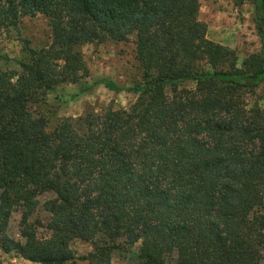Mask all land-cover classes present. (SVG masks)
I'll use <instances>...</instances> for the list:
<instances>
[{"label":"trees","instance_id":"obj_1","mask_svg":"<svg viewBox=\"0 0 264 264\" xmlns=\"http://www.w3.org/2000/svg\"><path fill=\"white\" fill-rule=\"evenodd\" d=\"M250 1L261 50L238 65L207 36L201 0H0V28L49 18L50 44L24 40L20 71H0V242L41 264H69L91 242V264L141 243L129 264H264V116L248 97L264 86V0ZM136 36L141 82L128 108L60 118L41 107L88 68L81 46ZM0 60H6L0 54ZM193 82L194 87H185ZM56 196L46 228L39 196ZM21 202L22 240L8 233Z\"/></svg>","mask_w":264,"mask_h":264},{"label":"rangeland","instance_id":"obj_2","mask_svg":"<svg viewBox=\"0 0 264 264\" xmlns=\"http://www.w3.org/2000/svg\"><path fill=\"white\" fill-rule=\"evenodd\" d=\"M199 19L207 25L209 39L234 50L238 65L261 50V42L254 23V6L250 1L235 2L233 0H201ZM28 39L31 47L40 49L50 44L52 31L49 18L42 13L20 18L17 27L0 28V54L6 60H0V71H20L16 62L25 54L24 40ZM88 73L77 83H66L58 86L46 97L41 107L48 118L50 126L60 118H79L87 113L99 114L109 104L116 108H128L137 95L127 90L114 91L101 83L108 79L122 88L135 85L142 80V70L136 57V36L131 35L127 41L107 40L87 43L81 46ZM185 87H194L187 82ZM248 108L255 116H264V86L256 89L254 95L248 97ZM3 186L0 184V194ZM56 203L54 193L47 192L39 196V204L32 221L41 220L44 227L38 229L39 237L51 239L55 236L45 226L52 216ZM23 205L18 202L12 211L8 233L13 238L22 240L20 222ZM141 243L126 249H117L112 254L111 264H129L130 257L138 253ZM75 259L69 264H91L87 259L93 250L91 242L80 239L72 242ZM0 264H41L25 259L16 251L6 253L0 242Z\"/></svg>","mask_w":264,"mask_h":264}]
</instances>
